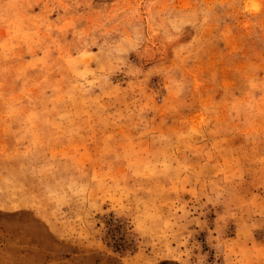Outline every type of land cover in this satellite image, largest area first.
I'll return each instance as SVG.
<instances>
[{"label": "rangeland", "instance_id": "1", "mask_svg": "<svg viewBox=\"0 0 264 264\" xmlns=\"http://www.w3.org/2000/svg\"><path fill=\"white\" fill-rule=\"evenodd\" d=\"M264 264V0H0V264Z\"/></svg>", "mask_w": 264, "mask_h": 264}, {"label": "crops", "instance_id": "2", "mask_svg": "<svg viewBox=\"0 0 264 264\" xmlns=\"http://www.w3.org/2000/svg\"><path fill=\"white\" fill-rule=\"evenodd\" d=\"M100 264H113L111 261H109V260H106V261H104L103 263H100Z\"/></svg>", "mask_w": 264, "mask_h": 264}]
</instances>
